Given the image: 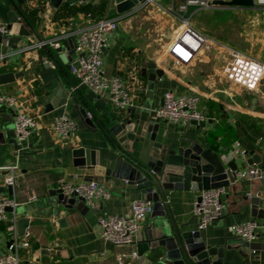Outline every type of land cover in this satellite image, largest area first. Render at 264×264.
<instances>
[{"label":"crops","instance_id":"obj_1","mask_svg":"<svg viewBox=\"0 0 264 264\" xmlns=\"http://www.w3.org/2000/svg\"><path fill=\"white\" fill-rule=\"evenodd\" d=\"M14 3L36 32L15 44L17 49L0 45V53H13L6 62L0 63V75L24 74L14 83L0 86V96H16L21 107L38 120L33 134L25 143L18 144L14 138L18 110L0 107V133L4 135L0 143V168L16 163L19 166L18 184L12 195L6 189L7 176H2L6 171H0V198H15L19 204L15 210L19 220L30 219L31 247L20 250L21 264H119L122 261L138 264V258L133 256L137 253V244L157 218L153 213L147 217L133 246L114 247L101 239L100 219L109 216L128 219L132 202L144 199L139 192H132L126 181L111 176L118 154L102 127L109 130L121 122L135 123V132L129 134V155L140 158L153 145L147 139L150 128L146 125L155 122L159 124L158 142L168 144L174 140V144H178L182 139L197 140L214 154L227 155L228 160L237 159L239 173L256 166L264 179V77L255 92L230 83L224 76L223 53L209 44L192 64L177 66L167 55L173 40L171 34L167 31L164 41L159 35L163 31L161 26L166 24L167 27L170 21L178 22L156 6H150L152 11L146 10L151 9L148 7L119 15L115 0H89L87 4L63 0L59 8L53 7L51 0H25L23 5L16 0H0V21L9 25L10 12L20 17ZM212 9L226 8H190L186 16L199 34L212 42L228 45L217 39L215 27L209 22L212 18L207 23L194 17L198 11ZM257 13L263 12L257 10L253 15ZM112 14L119 18V29L109 38L104 50V71L108 77L120 78L131 89L133 107L127 111H118L106 97L95 95L80 85L69 69L79 31L93 20L109 18ZM56 42L71 53L67 64L61 61V53L53 46ZM41 44L45 46L40 47ZM237 50L264 63V50L262 60ZM50 52L57 63L52 61ZM150 63L164 72L163 77L156 78L157 84L150 80ZM48 64L50 68L46 67ZM59 85L69 94L67 104L47 112L46 105ZM168 92L177 97L196 96L198 109L207 119L187 127L157 120L155 112ZM81 107L93 114L95 132L82 123L78 109ZM61 115L69 116L77 124L72 142L67 145L62 144L51 129L53 121ZM80 147L101 150V166L107 167V172L105 177L93 180L111 193L110 199H97L87 205L89 210L84 214L77 210V205L73 209L58 205L57 197L51 194L59 190L62 181L86 182L85 172L74 165L73 151ZM253 157L257 158L256 162ZM259 182L260 179L238 178L235 185L226 187L227 193L222 198L226 205L223 217L201 232L203 240L211 245H222L226 238H234L237 243L241 241H237L233 225L258 221L255 248L248 252L245 249L231 251L224 264H264V218H253L250 201L245 199L253 192L251 186H259ZM200 194L184 190L168 192L170 208L182 231H197L193 210ZM33 196L37 199L33 200ZM8 212L12 216L13 211ZM7 247L5 224H0V252L7 251Z\"/></svg>","mask_w":264,"mask_h":264},{"label":"built area","instance_id":"obj_2","mask_svg":"<svg viewBox=\"0 0 264 264\" xmlns=\"http://www.w3.org/2000/svg\"><path fill=\"white\" fill-rule=\"evenodd\" d=\"M89 0H79V4H87ZM230 2L232 0H171L168 9L158 4L157 0H144L133 11H142L150 6H156L173 16L179 23L180 30L173 38L167 50L168 57L174 64L185 67L192 64L202 48L208 44L218 49L222 57L226 59L224 76L227 81L247 91L255 92L260 87L264 77V63L228 45L210 41L199 34L190 24V18L186 16L190 8L206 10L214 7L254 9L264 11V0H253L252 8L229 7L214 5L215 2ZM178 5V6H177ZM88 18H92L88 15ZM119 29V18H102L93 20L83 27L78 33L74 54L70 59V73L77 79L80 85L89 88L95 95L106 97L118 111H127L133 107V95L131 89L118 77H108L104 71V50L109 38ZM12 37L8 24L0 21V45L11 47L9 39ZM45 46L41 44L40 47ZM58 49L59 42L53 43ZM13 53H0V63L6 62ZM199 99L196 96H175L172 92L164 95L163 104L156 110L157 120L175 125L190 126L194 122H203L206 114L198 109ZM17 108L14 128L15 138L18 144L25 143L38 127L36 117L28 114L16 96H0V107ZM52 131L59 141L67 145L72 142V137L77 130V124L67 115L57 117L52 125ZM245 154V153H243ZM0 171L8 173L6 187L15 189L18 184V164L1 167ZM238 178L261 179L263 174L256 166L238 174ZM59 190L68 199H82L86 205H91L97 199L108 200L111 193L98 181H62ZM226 187L210 189L200 194V200L194 204V218L197 220V231H204L219 221L225 211L226 205L222 198L226 195ZM33 200L37 197L33 196ZM19 206L17 200L12 197L0 198V224H5L8 236L7 251L0 252V264H21L20 250L29 249V228L23 237L18 234L19 217L15 210ZM9 210L13 211L12 216ZM154 211V204L146 199L135 200L131 204V216L127 219L120 216H109L100 219L101 239L114 247L133 246L137 243L142 224ZM260 224L257 220L233 225L235 236L245 242L253 244L258 237ZM134 257L137 253L134 252ZM119 264H124V261Z\"/></svg>","mask_w":264,"mask_h":264},{"label":"water","instance_id":"obj_3","mask_svg":"<svg viewBox=\"0 0 264 264\" xmlns=\"http://www.w3.org/2000/svg\"><path fill=\"white\" fill-rule=\"evenodd\" d=\"M23 5L25 0H16ZM144 0H115L117 13L124 15L132 12L135 7ZM63 0H51L55 8H59ZM18 14H8L9 29L12 37L9 45L17 49L15 44L22 38L31 37L36 34L35 30L26 23L25 18L17 4ZM214 5L252 8L253 0H232L230 2L217 1ZM2 38H0V43ZM57 53H61L60 59L64 64L68 63L71 55L64 47H60ZM52 61L57 60L51 52ZM50 68V64L46 65ZM150 80L158 83L157 77H163L164 72L159 70L155 63L148 65ZM24 74L6 73L0 75V86L14 83ZM69 94L59 85L52 99L47 103L46 110L51 112L67 104ZM81 121L88 128L96 131L97 127L93 121V114L85 108H78ZM2 112H0L1 116ZM150 128L149 140L153 142L152 147L146 155L138 158L129 155L131 142L129 134L135 132V123L126 124L121 122L107 130L102 127L105 136L111 142L118 156L114 161L112 177L119 178L132 188V192H139L144 199L153 202V215L157 221L145 231L144 238L137 244L138 264H224L225 258L233 250L255 248L254 244L234 238H226L222 245H211L203 240L200 231H182L177 224L175 216L170 208L168 192L192 191L202 193L210 189L229 187L238 181L240 166L237 159L228 160L227 155L214 154L210 149L204 147L197 140L182 139L178 144L171 140L168 144L157 141L159 124L152 122L146 128ZM4 135L0 133V143ZM110 152V150H107ZM74 165L85 172L86 181H92L94 177H105L107 167L101 166V150L91 147H80L74 149ZM107 161L106 159H104ZM256 162L257 158L253 157ZM4 172L2 176H7ZM260 185L251 186L253 192L245 197L250 201L253 218H264V179H260ZM9 193L13 189L6 187ZM57 197L58 205L66 209L77 210L83 214L89 210L82 199H68L61 190L51 193ZM200 197H198V201ZM58 211H55L57 214ZM30 226L28 217L18 221V234L23 237Z\"/></svg>","mask_w":264,"mask_h":264},{"label":"rangeland","instance_id":"obj_4","mask_svg":"<svg viewBox=\"0 0 264 264\" xmlns=\"http://www.w3.org/2000/svg\"><path fill=\"white\" fill-rule=\"evenodd\" d=\"M157 2L165 9H168L172 4L171 0H157ZM179 2L180 0H177V4ZM146 10L152 11V8ZM255 11L257 10L235 8L212 9L206 12L198 11L194 17L195 19L206 20L207 23L212 18L213 20L209 22L215 27L217 39L231 47L241 49L261 59V52L264 50V11H262L263 13L253 15ZM161 27L163 31H161L159 38L164 41L167 31H169L172 36L171 39H173L180 25L179 23L176 24L170 21L167 27L166 24ZM262 56L264 58V52Z\"/></svg>","mask_w":264,"mask_h":264},{"label":"trees","instance_id":"obj_5","mask_svg":"<svg viewBox=\"0 0 264 264\" xmlns=\"http://www.w3.org/2000/svg\"><path fill=\"white\" fill-rule=\"evenodd\" d=\"M115 17H117V16H115V15H110V17L109 18H115ZM4 72V71H3Z\"/></svg>","mask_w":264,"mask_h":264}]
</instances>
